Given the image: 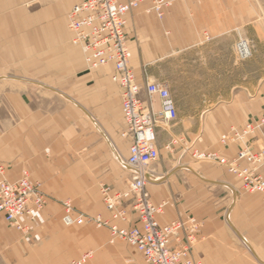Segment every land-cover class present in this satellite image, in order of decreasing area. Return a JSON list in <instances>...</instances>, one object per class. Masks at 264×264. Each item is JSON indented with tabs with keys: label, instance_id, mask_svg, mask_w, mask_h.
<instances>
[{
	"label": "crops",
	"instance_id": "0c3cea01",
	"mask_svg": "<svg viewBox=\"0 0 264 264\" xmlns=\"http://www.w3.org/2000/svg\"><path fill=\"white\" fill-rule=\"evenodd\" d=\"M22 1L0 0V161L8 180L28 171L47 203L35 221L23 220L25 231L0 215V264H70L87 252L83 264H147L135 247L112 240L106 227L63 223L64 201L77 212L110 218L100 187L126 189L130 143L122 137V89L112 80L113 64L88 69L72 44L68 14L82 0H47L32 19L10 18ZM169 1L161 18L152 0L143 1L128 14L126 29L138 80L164 84L175 100L170 133L229 160L245 145L262 149L264 80L234 84L232 78L233 66L243 64L234 62L229 35L248 24V3ZM10 24L32 30L11 36ZM141 96L149 100L145 91ZM151 102L161 109L158 97ZM248 123L254 133L237 139L235 131ZM159 150L148 174L152 201L167 203L159 223L194 218L191 254L204 264H264V195L244 190L224 165L190 164L161 154L160 144Z\"/></svg>",
	"mask_w": 264,
	"mask_h": 264
},
{
	"label": "built area",
	"instance_id": "2783aa9c",
	"mask_svg": "<svg viewBox=\"0 0 264 264\" xmlns=\"http://www.w3.org/2000/svg\"><path fill=\"white\" fill-rule=\"evenodd\" d=\"M143 1L82 0L68 14V27L73 33L72 43L84 52L88 68L114 65L112 80L122 89L125 120L122 137L130 143L125 161L130 179L123 191L114 190L109 185L100 187L105 207L111 213L110 218L102 214L77 212L72 202L66 200L63 202V222L66 226L88 222L106 227L112 240L120 239L135 247L147 264H204L191 254L198 230L196 220L192 217L178 218L161 225L158 215L167 203H154L148 190L147 173L160 158L157 128L161 120L170 123L177 118L178 113L169 89L147 77L140 82L130 65L127 16ZM168 4V0H152L151 10L161 18L164 15L163 7ZM242 42L237 48L240 55L246 57L248 54L240 48ZM143 91L148 94L149 100L142 98ZM153 97L160 99L159 114L153 108ZM255 129V125L248 123L240 131H235L234 135L237 139L245 140ZM193 157L226 166L242 180L244 190L264 195V147L254 151L245 145L231 160L214 151L196 150ZM244 161L248 166H241ZM46 203L47 196L40 183L31 181L26 172L16 181L8 180L6 166L0 161V215L10 225L25 231L28 226L23 224V220L35 221ZM131 212L137 215L135 221ZM90 257L91 252H87L70 264H83Z\"/></svg>",
	"mask_w": 264,
	"mask_h": 264
},
{
	"label": "rangeland",
	"instance_id": "374dc122",
	"mask_svg": "<svg viewBox=\"0 0 264 264\" xmlns=\"http://www.w3.org/2000/svg\"><path fill=\"white\" fill-rule=\"evenodd\" d=\"M46 1L47 0H24L21 3H18L17 5H14L11 8L14 9L13 12L15 13L11 11L10 18L14 14L17 15V18L19 15L18 18L19 21H26L32 19L34 13L37 12L36 10H38L40 6H43L44 3H46ZM244 1L247 2L249 6L248 7L249 22L247 25H244L242 28L238 29L237 31L229 35L233 39L232 51L234 53V62L237 60L238 63L243 64L242 67L238 65V70H236L233 66L232 78L234 84H236L237 81H241V80L243 82L248 81L253 83L264 80V0H244ZM170 2L171 1H169V3ZM28 30H32V29L27 27L26 24H21V26L19 27H15L10 24L11 36L16 34L21 35L23 33H26ZM66 30H67V26H66ZM241 41H246L249 46V54L246 57H242L237 48L238 44ZM84 60H85V55H84ZM160 111L161 109L156 113L159 114L158 112ZM174 121H171L170 123H166L163 120H161L157 128V133L160 131L158 137V146L160 144L161 154L165 155L166 157L168 156L171 157L172 154H177L178 158L180 156H184L182 158L186 157L187 161L190 164H194V163L217 164L209 161L195 159L193 157V153L198 149L193 146V142L189 139L177 138L176 136L170 133ZM24 172H26L30 178L28 171H24ZM31 181L33 180L31 179ZM33 182H38V181H33ZM41 189H42V184H41Z\"/></svg>",
	"mask_w": 264,
	"mask_h": 264
},
{
	"label": "bare ground",
	"instance_id": "6f19581e",
	"mask_svg": "<svg viewBox=\"0 0 264 264\" xmlns=\"http://www.w3.org/2000/svg\"><path fill=\"white\" fill-rule=\"evenodd\" d=\"M240 48H241L244 52H246L247 54H249V46H248V44H247L246 41H243V42H242V44L240 45ZM131 57H132V52H131ZM149 171H150V169H149ZM149 171H148V173H147V177H148ZM148 181H149V180H148ZM96 215H97V214H96ZM63 223H64V222H63Z\"/></svg>",
	"mask_w": 264,
	"mask_h": 264
}]
</instances>
